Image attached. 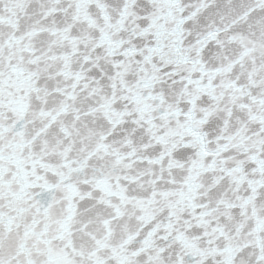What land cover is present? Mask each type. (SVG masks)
I'll return each mask as SVG.
<instances>
[{"label":"snow or ice","instance_id":"6c2138e0","mask_svg":"<svg viewBox=\"0 0 264 264\" xmlns=\"http://www.w3.org/2000/svg\"><path fill=\"white\" fill-rule=\"evenodd\" d=\"M0 264H264V0H0Z\"/></svg>","mask_w":264,"mask_h":264}]
</instances>
